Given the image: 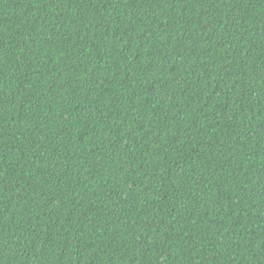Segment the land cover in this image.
<instances>
[{"label":"trees","instance_id":"1","mask_svg":"<svg viewBox=\"0 0 264 264\" xmlns=\"http://www.w3.org/2000/svg\"><path fill=\"white\" fill-rule=\"evenodd\" d=\"M0 264H264V0H0Z\"/></svg>","mask_w":264,"mask_h":264}]
</instances>
